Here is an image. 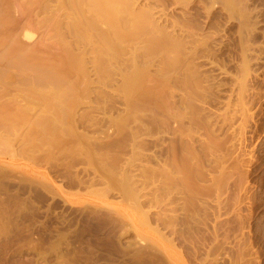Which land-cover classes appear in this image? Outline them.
Segmentation results:
<instances>
[{
  "label": "bare ground",
  "instance_id": "obj_1",
  "mask_svg": "<svg viewBox=\"0 0 264 264\" xmlns=\"http://www.w3.org/2000/svg\"><path fill=\"white\" fill-rule=\"evenodd\" d=\"M11 1L0 0V82H4V84L7 83V85L10 83V86L12 84L15 86L14 83L17 82L15 87H17L18 84V86L21 85L22 88L18 96L11 94L10 97L9 93L11 91L9 93L6 92V88L9 86L6 85V91L3 90L5 91L4 93L2 89L5 85H0V126H3L2 130L4 129V125L10 130L11 126H19V124L16 123L35 117V122L29 126L31 128L28 129L29 132L27 131L26 135L29 133L30 136V133L33 134V132H36L46 137H41L43 139L40 143V139H38V142L36 141L37 143L34 142L36 140L34 139V143L30 144L32 152L37 150L39 153H43L44 156L42 157L44 160L41 161H47L46 158L51 160L52 163H50V161L49 163H47L48 161L45 163L52 172L59 173L58 171H60L61 174H59V177L66 180L64 183L66 186L63 185L65 188L68 187L69 189L73 188L80 191L81 189L89 190L91 187L97 185L101 187L102 185L104 188L102 189L101 187L100 189L101 196L108 195L110 192L112 195V192H116V194L121 195V197L132 198L135 191L133 187H137L136 184L139 182L137 178L144 177L146 180L148 169L153 173L158 172L159 175L163 174L165 177L173 176V174L179 175L175 177V180H177L179 184L184 183V186H187L189 183L185 185V182H188L186 180L190 178L191 171L189 167L186 168L185 165L187 164L185 163L187 161L190 162L193 157V151L189 149L188 152V144L192 139L190 138L191 135L199 134V131H203L204 134H213L216 130L214 129L215 126L209 121V115L205 113V111H207L205 110L206 108H203L204 104H209L208 101L213 99L211 97H213L212 88L214 87L209 83L211 81V76L206 75L207 69H219L225 73L226 69L224 67L231 65L227 64V66L224 63L227 60H223L224 62L217 61L219 58L218 56L222 57L226 47L230 45L225 43L226 46L222 41L216 43V39L218 36H223H220L222 31L225 33H232V29L234 28L233 25L236 24L237 28L235 27V33H237L238 38L237 48H239L240 59H242L244 65L247 66V63L250 62V60H247V57H249L247 52L249 48H251L250 45L252 43H250L247 49L249 43L246 42L251 40L249 42L253 41V43H255V27L258 26L260 21H264L261 20L260 17L258 22L255 13H253V11L255 12L254 3H256V0L34 1L29 5L35 6L38 11L46 13V21L53 20V22L49 24L50 22H45L44 18V21L39 19L40 24H37L40 26L38 27L39 30L43 27L41 25L43 23H46L44 26L49 24V26H46L49 28L45 33L46 27L45 29L43 27L44 31L38 42L32 35H29L27 32L28 30L25 31L27 28H24V25H26L24 23L31 21L30 17L32 13H35L33 15L39 16V14H36L37 11L35 12L36 9H34L32 13H29L32 8L28 6V0H22L23 3L21 0H14V2L16 1L15 3ZM263 1L261 0L256 3L258 5V7L256 6L257 9H260V7L262 9L263 6H260L261 4L259 2ZM10 2L12 4L14 3V6H11ZM17 2H21V5H17L22 10H19V7L15 8ZM24 3L27 5V8L23 6ZM21 6H23V8ZM26 10L29 11L28 13L30 16H28L29 19L24 21L27 16ZM258 11L256 10V14L259 13ZM253 16L255 17V21L253 20ZM262 18H264V16ZM232 22H234L233 25ZM25 27H28V25ZM43 29L41 28V30ZM256 31L258 30L256 29ZM228 35H230V33H228ZM232 36L233 34H231V38ZM234 36L236 35L234 34ZM51 38L54 39V42ZM42 40H45V42L48 40L54 43L55 46H51L54 48L51 49V47H48L51 43L47 45L43 44ZM228 42H230V40H228ZM40 43L44 46H41ZM233 43L234 42L231 44ZM233 45L234 47L236 46L235 43ZM227 48L229 49V47ZM237 48L233 51L238 50ZM231 51L232 48L230 47V52ZM224 55L228 58L230 57L228 54ZM225 56L223 58H225ZM220 59L221 58H219V60ZM231 61L232 60H230V63ZM227 62L229 63V60ZM246 66H243L244 68L242 67L241 71L244 70ZM247 70H244L245 74ZM210 72L212 73V71H209V73ZM14 86L13 88L15 89ZM5 94H9L8 98L10 97V99H4ZM84 98L87 99V101L90 99L88 101L89 103L86 100L84 102ZM30 102H35L36 105L31 106ZM39 104H43V107ZM115 105L122 106L123 108L116 113L119 108ZM80 107H85L84 109H86L88 113L81 111ZM87 107L91 109L95 107L92 110L99 115L102 114L103 116H107L106 114L108 113L107 120H104L103 116L98 119H100L101 122H103V120L104 122H108L111 128L113 127L111 134L104 135V137H100L101 135L93 136V134L88 136V134L82 133V131H80L81 133L76 131L81 124L80 121L87 117L89 120L91 117L90 113H93L87 111ZM114 112L117 114L115 117H113ZM91 118L95 119L93 117ZM93 121H89L90 123L88 126L91 127V122ZM86 122L88 121L86 120ZM94 123L96 125L98 124V128L99 125L101 126L98 122ZM27 125L28 122L25 126ZM109 125L108 128H110ZM18 126L15 127L16 130L19 129ZM25 126L22 125L21 128ZM86 128L88 127L86 126ZM26 130L25 128V131ZM151 131H153L154 135L157 134L158 136L156 135L153 137V141L151 142H144L145 139H141L143 135L140 136L139 133H151ZM87 132L89 131L87 130ZM100 133L103 134V132ZM1 134L3 135V133ZM137 134L140 136H138L140 139H138ZM159 134H171L167 144L165 143L166 141L164 142L165 138L163 136L160 137ZM189 134H191L190 137ZM73 136H76L75 138L79 140L76 142L81 144V147L72 148V143H68V145L70 144V149L65 145L68 149L64 148V150L60 149V151H56L54 153L55 156H53L51 152L48 153L47 148H60V145H63L64 142H67V140L73 138ZM3 139L7 140L6 135ZM20 140L22 139L20 138ZM40 144L42 146L46 145L43 148L45 150L47 149V152L44 153L43 149L39 148V146H41ZM164 144L165 146H163ZM21 146H19V148ZM25 146H27L26 143ZM127 147L129 151H127ZM151 148H153V152L150 154L148 152L147 154L146 151H150ZM38 149H40L41 152ZM8 150H10V148ZM20 150L23 149L20 148ZM20 153H22V151ZM126 153L130 156L128 157ZM125 155H127V157H125ZM38 158L39 155H36L35 160ZM137 161H141L140 164H143V162L148 163L147 165L145 164V166L143 164L144 171L146 168L147 169L145 173L143 171L142 176L139 174L140 172L137 174L139 170L136 169L138 164L136 166L135 162L137 163ZM2 162H0V191L3 193L2 195H4V198L0 200V225L2 224L1 222L4 224H2L3 226L1 225L3 228L0 227V229H3H1V233L3 232L5 234V239L3 240H6L5 242L7 243L10 240V238L8 239V233L13 231L12 229L16 227L15 225L22 224L24 219L26 223L28 221L26 228L24 227L23 230L30 234V236L34 233H37L39 236L38 239L35 237V242L32 239L27 242V245H29L27 246L28 255L31 253L33 256H30L34 257L31 258V264H51V261H53V264H60L58 259L61 260L63 257L73 259L78 251L75 246L76 244L80 252L86 257L87 263H92L93 260L97 262L98 259H95V257H97L95 254H97L96 251L100 249H96V253H94V249L99 244L97 240H100L99 235H101V232L99 230L91 232L90 230V235L86 233L87 236H83L79 233L81 230L78 231V234L76 229V227L78 228V223L82 221L84 217H87L85 224L91 225L92 218L94 217H91V215L93 214L96 215L97 218L100 217V219L101 216H104L101 214H106L105 216L109 219L107 225L110 224V226H107L106 232L103 227L105 225L106 228V223L102 225L99 222V225L101 224L103 228L101 229L104 231V233H102L103 235H101L102 237H100L104 239V241L102 240L103 242L107 241L108 244L110 243L109 246L112 249L107 250L108 259L112 261V258H116L117 255L120 257L122 256L123 259L126 253H130L129 251L133 249L132 245L129 244H123L125 247L122 246V238L127 233L125 228H123L124 225H120L119 220L121 219L116 218V216L119 215L115 208L117 205H115V209H113V206L111 207L108 202L109 205L106 203V205H104L101 201L96 200L103 204L100 205L94 202L90 203L88 200V202H86L87 207H83L86 206L83 202H75L67 198V194L63 192L61 185L57 187V185L55 186L53 183L54 181L52 179L53 182L50 180L47 175L48 172L45 173L43 170L42 173L40 171L42 173L40 179L41 181L43 180V182H40V180L35 182L32 179L28 180L26 174L24 175L22 170H16L18 168L12 169V167L9 169L5 167ZM10 163L11 162L8 163L9 166ZM151 163L157 167L153 168V166L150 165ZM78 164H82L83 167L80 169H73L75 168L74 166ZM143 166L140 165V167ZM166 166H168V168ZM139 171L142 172V170ZM8 174L11 177L20 178V180L14 179L18 181L16 187L14 183L7 182L9 181ZM143 174L147 176H143ZM144 178L140 181L144 182ZM35 180L38 179L35 178ZM187 188V190L185 189L186 192L189 191V187ZM12 189L14 190L10 191ZM184 189L182 190L184 191ZM9 191L11 193H9ZM97 191L92 192L96 193ZM154 200L156 199L154 198ZM34 202H36L37 205H35ZM62 203L73 208L74 206H81V209H78L80 213L67 214L73 215L71 218L67 219L65 215H63L65 209ZM44 206V211L41 212L40 210H42L41 208ZM55 209L61 210L60 216H58L57 213L55 215L53 214V210ZM52 214L55 217L53 219L51 217ZM113 215L116 216L113 217ZM41 216L44 217V221H37ZM106 217L102 219H106ZM163 218L164 217H162L160 221L158 217L160 222L169 223L168 220L170 219L165 221L164 219L166 218ZM40 219L41 218H39V220ZM93 219H96V217ZM104 222L107 221L105 220ZM53 224L56 225L53 226ZM72 226L73 228L71 229ZM4 228H6L7 231H5ZM15 231L14 229L13 232ZM18 232L19 231L16 233ZM173 234L175 233L173 232ZM20 235L21 233L19 237ZM3 236L4 235H2V237ZM15 240L16 239H14V242H17ZM102 241L100 240V242ZM101 244L104 245V243H100V245ZM17 245L18 250H16L17 253L19 252L17 256L20 257L19 255L22 254V251H19L20 244L18 242ZM7 246L9 247L8 243ZM20 246L23 248L22 246H24V244ZM8 247H6V249L4 248V256L8 257V260L12 255L17 257L15 254L16 252L12 250L6 252L9 250L7 249ZM103 247L98 246V248ZM110 247L107 246V248ZM139 247L138 250L141 249L142 246ZM147 248L145 247L146 250H148ZM159 248H153V251L151 249L152 253L158 252V254H160ZM134 249L137 252L136 247ZM143 249L141 250L142 252ZM100 251L103 253L104 249ZM139 251L138 253L141 252ZM9 252L14 253L10 255ZM131 252V254H134L133 251ZM136 252L134 255L137 256L138 253L136 254ZM152 253L146 254V256L148 257ZM101 254L98 253V256ZM140 255L142 256L141 253ZM140 255L138 254V256ZM144 255L145 253H143L142 258ZM157 255L155 254V256ZM163 255L161 257H163ZM118 256L116 260L120 258ZM153 256L154 254L150 257ZM157 258H152L153 264H155V262L162 264V258L160 259L159 257L162 263L157 261ZM167 258L168 257H165V259ZM6 259L7 258H5V260ZM106 259L104 258V260H102L106 261ZM29 261L31 260L29 259ZM129 261L134 263L131 259ZM107 262H109V260ZM113 262L115 261H112V263ZM120 262H122V260ZM120 262H118V264L125 263V261L122 263ZM150 262H152V260ZM75 263L79 264L80 262L74 261V264ZM115 263L117 264V262ZM8 264L11 263L8 261ZM92 264H94V261ZM98 264L100 263L98 262ZM145 264L148 263L145 261Z\"/></svg>",
  "mask_w": 264,
  "mask_h": 264
},
{
  "label": "rangeland",
  "instance_id": "obj_2",
  "mask_svg": "<svg viewBox=\"0 0 264 264\" xmlns=\"http://www.w3.org/2000/svg\"><path fill=\"white\" fill-rule=\"evenodd\" d=\"M9 1H11V0H9ZM16 1H19V0H16ZM34 1H40V0H28L27 1L28 6H30L29 4H31V2H34ZM258 1H261V0H258ZM258 1L256 0L255 2L257 3ZM11 2H14V0ZM263 2H259V3L261 4L260 6L264 7ZM20 3L17 2L16 5L20 4ZM22 3H23V1H22ZM256 3H254L255 12L253 11V13H255L256 20L258 19V22H259L260 19L264 20V18H262L264 16L263 15L264 14L263 13L264 8L262 7V9H261V7H260V9L259 8L257 9L258 5ZM13 4L11 3V6ZM16 5H15V8L19 7L18 5L17 6ZM23 6H26V8H27V5L25 3ZM23 6H21V7L23 8ZM30 7L32 8V9L29 8V9H31V12H29L30 11L29 9H28L29 11L26 10L27 11V16H26L27 18L25 17L24 21H26V19H29L28 18V16H30L29 13H32L34 9H36L35 12L37 11L36 14H39V16L33 15L35 13H32V15L30 17L31 21H27V23L29 22L28 24L25 22L24 24H26V25H24V28H27V29H25V31L28 30L27 32L29 33V35H32L38 42L41 39V35H42L45 27L49 26V24H51L53 22V20L52 21H49V20L46 21V18H45L46 13L38 11L37 8H35V6H30ZM20 9L21 8L19 7V10ZM256 10L257 11L259 10L258 11L259 13L261 10L262 14L261 13L260 14L262 16L259 13H258L259 15L256 14L257 13ZM33 16H36V17H33ZM257 16H258V18H257ZM255 17L253 16V20ZM43 18L45 19V22H50V23L48 25L44 26V24H46V23H43V21H44ZM39 19L43 20L42 21L43 24H41L44 27V29H43V27H41L43 30H41V28L39 30V28H38V27H40L37 25L38 23L40 24ZM233 23L234 22H232V25H233ZM27 25H28V27H25ZM255 25H256V23H255ZM255 25H254V27H255ZM233 26H234V28H233L234 32L232 29V33L228 32V33H230V35H228L227 32H226L227 33L226 34L224 31H222L221 32L222 34L220 35V33H219V35L220 36L223 35V36L222 37L218 36L216 39V43H220V41H222V43H224V44L226 43L227 45H230V46H227L225 44L227 47H229V49L226 47V50L223 53V56L222 57L218 56L221 59L220 60H219V58L217 59V61H219V62H221L223 60L224 61L229 60V63L227 61L226 62L223 61V62L226 65L231 64V65H229L230 67L228 65H227L228 67H224L226 69L225 73H223L219 69L210 70L211 68L207 69L208 73L206 72V75L211 76V81L209 83L211 85H213L212 87H214V88H212V91H213L212 96L213 97H211L213 99L208 101L209 104L208 103H206L207 105L204 104L203 108L204 109L206 108L205 110H207V111H205V113L207 115H209V118H210L209 121L212 123V125L215 126L214 129H216V130H215V133H213V134H204L203 131H201V132L199 131V134H196V135L189 134V137L191 135L190 138H192V139L190 140L191 142L189 141L190 143L189 142L188 143L192 146H190L188 144V152H189V149L191 151H193L192 155L195 158L194 159L192 157V159H191L192 161L190 160V162L187 161L189 163H187V162L185 163V164H187V165H185L186 168L189 167L190 171H191L190 178L188 180H186L188 182H185V185H187L189 183L188 184L189 186L188 185L184 186V183L179 184V182L177 180H175V177L177 176L176 174H173V176H170V177H165V175L163 176V174L159 175L158 172L153 173L152 171H150L148 169L150 171L149 172L147 170L148 173L146 172L148 176L146 174H143V176L144 175L147 176L146 177L148 179V180L146 179L147 181L145 180L144 177L137 176V177H140V178H137L140 183L138 182V184H136L137 187H133V189L136 192L133 190L134 195L132 196V198L131 197H129V198L128 197H121V195L116 194V192H112L113 193L112 195L110 192L108 195H104V196L102 195L101 196L100 189H101V187H102V189L104 188L102 185H101V187H100V185L91 187V188H89V190L87 189L88 191L85 189H83V190L81 189L82 191L81 190L79 191L78 189H73V188L69 189L68 187L65 188L66 185L64 183L66 182V180L59 177V174H61L60 171H58L59 173H57V172H52V170L48 169L45 162L48 161L47 163H49V161H50V163H52L51 160L46 158L47 161H41V160H44V158L42 157V156H44L43 153H39L37 150H34L32 152V148H31L30 144H32L34 142L37 143L38 139H40V141H39V143H40L41 140L46 137V136L44 137L41 133H40L41 135H39L36 132H33V134L30 133V136H29V133L26 135V132L28 131V129L31 128L29 126H31L35 122V120H34L35 117L34 118L31 117V119L28 118L29 120L25 119L24 121L16 123V124H19V126L18 125L17 126L20 129L22 127V125L25 126L28 122V125H27L28 127L25 126V127L21 128L20 130L15 129V127H17L16 125H15V127L11 126L10 130H8L9 128H6L7 126L5 127V125H4V129L2 130L3 126L2 127L0 126V137H2V138H0L1 139L0 140V144H1L0 145V162L4 161V162H2L3 165L9 169H11V167H12V169L18 168L16 170H22V172H24L23 174L24 175L26 174L28 180L32 179L35 182H38L39 180H40V182H43V180L41 181V179H40L41 178L40 175L43 173V170L45 173L48 172L47 175L50 178V180L52 179L54 181L53 182L51 180L55 184V186L57 185V187H58V185L59 186L61 185L63 192L65 194H67L66 197L70 198L71 200H73L75 202L76 201L83 202L84 205H86L83 207H87L86 202H88V200H89L90 203L94 202V203H97L100 205H103V204L109 205L110 204L111 207L113 206L112 207L113 209L116 208L117 213L121 216H119L117 214L118 216L113 215V217L116 216V218L121 219V220H119L120 225H124L123 228H125L126 233H127L122 238V246H124L123 244L132 245L133 249H131V251H133V252L135 251L134 248L136 247V249H137V252L135 251L136 254L138 253L139 250L141 251L144 248L143 252L142 251L141 252L139 251V252L142 254V256H143V253H145L144 257L142 258L140 253H138L140 256H138V254H137V256H138L137 257L136 255H134L135 252H134V254H131L132 252L129 251L130 253H126V255H125V258H127V259H125L123 257L125 263H122V262H124L122 259V256L120 257L117 255L118 257H120V258H118L119 260L118 259L116 260L117 256H116V258L110 257L113 259L112 261L117 262V264L121 260H122V262H120V263H122V264H136V263L139 264L141 261L143 262V264H145V261L148 264H153V259H152L153 257H156V258L158 257L156 260L159 262H160L159 257H160V259L162 258L163 261L162 260L161 261L163 263L160 262L162 264H264V33H263L264 32V21H262V22L260 21V23H258V26L255 27L254 33L256 34V37H255V40L253 39L255 41V43H253V41L249 42L251 40L246 42V43H249L247 45V49H248L250 43H252L250 45L251 48H249V50L247 52L249 55V57H247L248 58L247 60L248 61L250 60V62L247 63V66L244 65V63L242 62V59H240L239 48H237L238 47L237 46L238 45V38H237V33H235L236 32L235 27L237 28V26H236V24H234ZM48 28L46 27V30L44 31L45 33H46ZM256 29L258 31H256ZM223 32L225 35L223 34ZM256 32H258V33H256ZM231 34H233L232 38H231ZM234 34L236 36H234ZM226 36L228 38L230 36L232 41L230 38L228 39ZM52 40L54 42V39H52ZM228 40H230L231 43L234 42L236 46L234 47V45H233L234 43L231 44L230 42H228ZM236 40H237V43H236ZM49 41H50V39H49ZM49 41L47 40L45 42V40L44 41L42 40V43L45 45L51 43L48 47L55 46L54 43L49 42ZM224 41H226V42H224ZM42 43H40L41 46L43 45ZM52 44H54V45H52ZM230 47L232 48L231 52H230ZM53 48L54 47H51V49H53ZM235 48H237L238 50L233 51V50H235ZM249 51H250V53H249ZM251 52H252V54H251ZM224 54H226V55L228 54V56L230 55L229 58H231V59H229ZM238 54H239V56H238ZM224 56H225V58H223ZM232 56H233V58H232ZM233 59H234V61H233ZM230 60H232L231 63H230ZM242 65L246 66L244 70L248 69L247 70L248 72L246 71V74H245L244 70L241 71V69L243 67ZM214 68H217V67H214ZM209 71H212V73L211 72L209 73ZM16 83L17 82L14 83L15 86H16ZM2 84H4V82L1 83L0 85L2 86ZM4 85H5V87L2 89V92L5 93V91L7 90L6 92L9 93L11 91L9 93L10 97H11V94L18 96L19 91L22 88V86L21 85L18 86V84H17V87H15L12 84L15 87V89L13 88L12 85L10 86V83H9V85H7V83ZM6 85L9 86V87H7L8 89L6 88ZM5 88H6V90H5ZM0 89H1V87H0ZM3 90H5V91H3ZM17 91H18V93H17ZM9 94H5L4 99H10V97L8 98ZM85 100L87 101V99L84 98V102H85ZM30 104H31V106L36 105L35 102H33V103L30 102ZM39 105H41V104H39ZM41 106L43 107V104ZM115 106H117L119 108L118 111H116V113L121 111V109L123 108L122 106H118V105H115ZM85 107H86V105H85ZM85 107H80L81 111L86 112V109H84ZM89 107H87V108L91 109ZM93 108H95V107H93ZM88 109H87V111L93 112V113H90L91 114L90 116L95 118V119H92L91 117L89 118V120H88V117L83 119L82 121H80L81 124L79 125V127L77 128L76 131H79V132L82 131V133H86V134H88V136L90 134L91 135L93 134V136L101 135L100 137H102V136L104 137V135L111 134L113 127L111 128V126L108 124V122H104V120H107L108 113L106 114L107 116H103L102 114H100V115L97 114L92 109L91 110H88ZM86 113H88V112H86ZM116 113L114 112L113 117H115V115H117ZM102 116L104 119L103 122H101L100 119H98V118H102ZM86 120L88 122H86ZM93 120H95V121H93ZM89 121H93V122H91L92 123L91 127L88 126L90 123ZM94 122H96V123L98 122L99 124H101V126L99 125V128H98L97 127L98 124L96 125ZM22 123H24V124H22ZM82 124L85 127H83ZM108 125L110 128H108ZM86 126L88 128H86ZM12 128H14V129H12ZM25 128L27 129L26 131H25ZM93 128H95V129H93ZM4 130L6 133L4 132ZM87 130L89 132H87ZM92 131H93V133H92ZM100 132H103V134ZM1 133H3V135ZM34 133H35V135H34ZM143 133H145V132H140L139 135L140 136L143 135L141 139L142 140L145 139L144 142H146V143L153 141V137H155L157 135V134L154 135L153 131H151V133H147V132L145 134H143ZM77 134H78V132H77ZM5 135H6L7 140L3 139L5 137ZM22 135L23 136L25 135V136L23 137ZM139 135L137 134V137ZM170 135L171 134H169V135L168 134H165V135L159 134L160 137L163 136L165 138L164 142L166 141L165 142L166 144L168 143L167 141H168V138H170ZM7 136H8V138H7ZM41 137H43V138H41ZM75 137L73 136V138L68 139L67 142H64L66 144L63 143V145L59 146L60 148L57 147V149H59V150H57L56 148L51 149V148L46 147L48 149V153L51 152L52 155L55 156L54 153L56 151H60V149L64 150V148H66V147H69V149H70V144L68 145V143H72L71 144L72 148H77L78 146L81 147V144H78L76 142L79 140ZM139 137H138V139H140ZM9 138H10V140H9ZM20 138L22 140H20ZM15 139H17V140H15ZM24 139H26V140H24ZM34 139H36V140L34 141ZM2 140H4V141H2ZM21 141H22V143H21ZM192 141H194V142H192ZM25 143L27 146H25ZM74 143L76 144V147H75ZM81 143H83V142H81ZM65 145H66V147H65ZM72 145H74V146H72ZM19 146H21L20 148H22L24 151L20 150ZM24 146H25V148H24ZM45 146L46 145L39 146L40 149H43L44 153L47 152V149L45 150L43 148ZM163 146H165V144ZM9 148H10V150H8ZM29 148H31V149H29ZM40 149H38V150H40ZM66 149H68V148H66ZM28 150H31V151H28ZM21 151H22V153H20ZM127 151H129V148L127 149ZM35 152H37V153H35ZM40 152H41V150H40ZM148 152H149V154L151 152H153V148H151L150 151H146L147 154H148ZM34 154H35V156H34ZM194 154H195V156H194ZM31 155H32V157H31ZM36 155H39V158L37 160H35ZM127 155H128V157L130 156L129 154H127ZM127 155H125V157H127ZM215 158H217V159H215ZM199 161H201V162H199ZM9 162H11L10 166L8 164ZM140 162L141 161H137V163L135 162V164H136V166L138 164V166L136 168L137 170L138 169L142 170V172L138 170L137 174L140 172L139 174L142 176V173L144 171L143 168H144L145 164L147 165L148 163L143 162V164H144V166H143V164L142 163L140 164ZM45 165H46V167H45ZM140 165H142L143 167H140ZM150 165L153 166V168L157 167L156 165H153V163H151ZM194 166H196V167H194ZM74 167L75 168H73V169H76V168L80 169L83 166H82V164H78ZM166 167L168 168V166H166ZM149 168H151V167H149ZM146 169H145V171H146ZM191 169L193 170V172ZM33 171H35L36 173ZM145 171H144V173H145ZM156 171H158V170H156ZM151 172H152V174L150 175ZM37 173L38 174L40 173V174L38 175ZM199 174H200V176H199ZM34 177L37 178L38 180H35ZM8 178H9V181H7V182L8 183H14L15 187L18 184L17 180L18 179L20 180L19 177H11L9 174H8ZM142 178H144V180H145L144 182L140 181V180H143ZM14 179H17V180H14ZM146 184H147V186H146ZM63 185H65V186H63ZM191 185H193V186H191ZM180 186H182V187H180ZM185 187L186 188L189 187L188 192L185 191V189H186ZM14 189H16V188H14ZM14 189H12L10 191H13ZM97 189L99 192L97 191ZM182 189H184V191ZM10 191H9V193H11ZM92 191L93 192L97 191V192L93 193ZM0 193H1V191H0ZM2 194L3 193L0 194V200L2 198H4V195H2ZM65 194H64V196H65ZM115 195H117V196H115ZM26 196H28V195H26ZM26 196H24V197H26ZM140 197H141V199H140ZM154 198L158 201V203L156 200H154ZM96 200L101 201V203H103V204H101L100 202H97ZM34 203H35V205H37L36 202H34ZM62 204L64 206L63 208L65 209V212L63 213V215H65V217L67 219H69L73 216V215H67V214H70V213H77L78 214V213H80L78 211V209H81L80 208L81 206L80 207L74 206V208H73V207H69L68 205H66L64 203H62ZM115 205H117L118 207ZM114 206H115V208H114ZM44 208H45V206L42 207L41 208L42 210H40V211L41 212L44 211ZM53 211H54L53 212L54 215L56 213L58 214V216L61 215V210L55 209ZM52 215H51L52 219L55 218L54 215L53 216ZM101 215H104L103 216L104 218L106 217L105 216L106 214H101ZM56 217H57V215H56ZM91 217H93V218L96 217L97 221H96V219L92 218L91 225H86L85 220H87V217H84V219L78 223V225H77L78 228L76 227L77 233H78V231L81 230L79 232L80 235L87 236L86 233H88V235L91 234V233H89L90 230H91V232L99 230L101 232V235H103L102 234V233H104V231L102 230L103 229L102 225H104L103 223H106V228H105V225L103 226L105 232L107 230V226H110V224L107 225L109 223L108 217H106V219H102L103 217L101 216V219H100V217L97 218V216L94 214L91 215ZM158 217H159L160 221H161L162 217L166 218V219L163 218L165 221L170 219V220H168L169 223L168 222L167 223L166 222L165 223L160 222ZM39 218H41V219L39 220ZM39 218L37 221H39V222H41L42 220L44 221L43 216H41ZM103 220L104 221L106 220L107 222H104ZM99 222L102 225L101 224L99 225ZM122 222H123V224H122ZM170 222H171V224H170ZM1 223L4 224L3 222H1ZM27 224H28V221L26 223L25 219H24L22 224L15 225L16 226V227H14V229L16 230L15 232H13L14 229H12L13 231H11V232L8 231L10 233V234L8 233V239L10 238V240H9L10 242L9 241L7 242L9 247L7 246V243L5 242L6 240H3V239H5V234L3 232L1 233V231L3 230L2 229L3 225L2 226L0 225V227H2L1 228L2 230L0 229V233H1L0 234V238H1L0 239V264H8V261L11 264H28L29 262H30L29 264L32 263L31 258H34V257H32L33 255L31 253L28 255L27 246H29V245H27V242L30 239H32L35 242L36 239L39 238V236L37 235V233H34L31 236H30V234L26 233V231H24L23 229H24V227L26 228ZM97 224H98V226H97ZM55 225L53 224V226H55ZM92 225H94V226H92ZM73 226H74V224H73ZM73 226L71 227V229L73 228ZM95 226H97V227H95ZM6 227H7V225H6ZM4 230L7 231L6 228H4ZM17 231H19V232L16 233ZM84 232H85V234H84ZM173 232L175 234H173ZM20 233H21V235L19 237ZM15 234H16L17 238L15 237ZM2 235H4V236L2 237ZM101 235H99V238L101 241L102 240L104 241V239L101 238L102 237ZM35 237H36V239H35ZM12 238L16 239L15 241H17L20 245L24 244V246H22L23 248H21V246L19 245V251H22V254H23V255L22 254L19 255L20 257L17 256V254L19 253V252L17 253V250H18L17 249L18 248L17 242H14V239H12ZM100 240H97V242L99 244L94 249V253L97 252V254H95V256H97V257H95V259H98L97 262H95L96 260H93L94 264L95 263L98 264V262L100 264H108L110 262L109 264H111L112 261L110 259H108L109 257L107 256V250L108 249L112 250L111 247L109 246L110 243L108 244L107 241L100 242ZM25 242H26V245H25ZM21 243H23V244H21ZM100 243H104L105 246L103 244L100 245ZM153 243L156 245H154ZM4 245L6 247H8L7 249H9L6 252L12 250V251L16 252L15 254L17 257H15V255H12L11 258L9 257L10 259L8 260V257L4 256V254H5L4 251L6 249V247ZM75 246L77 247V250H78L76 253L77 255H75L73 257V259H75V260L70 259L69 257H67V258L63 257V259H61L62 261L60 259H58L60 264L61 263H63V264H74V261L75 262L77 261L80 263L82 262L81 264L87 263L86 257L84 256L83 253L80 252V250L78 249V245L76 244ZM98 246L99 247L104 246V247L98 248ZM107 246L110 248H107ZM139 246H142V247H141V249L138 250ZM145 247L146 248L148 247L147 248L148 250H146ZM153 248H159L160 254H158V252L152 253ZM164 248H166V249H164ZM20 249H23V250H20ZM96 249H100V250L102 249V251L104 249V251L102 253L100 250L96 251ZM151 249H152V251H151ZM113 250H114V248H113ZM145 250H146V252H145ZM98 251H100L102 254ZM14 252H12V253H14ZM12 253L9 252L10 255ZM98 253L101 255L98 256ZM149 253H152V254H150L147 257L146 254L148 255ZM161 253H162V255L164 253L165 256L163 255V257H161L162 256ZM153 254H154V256L150 257ZM155 254L156 255L158 254V255L155 256ZM30 255H32V256H30ZM128 255H129V257L130 256L132 257V258L130 257V259L134 263L129 261L130 259H129ZM106 257H107V259H106ZM136 257H137V259L135 260ZM165 257H168V258L165 259ZM5 258H7V259L5 260ZM83 258H84V260H83ZM104 258L106 259V261H103ZM114 258H115V260H114ZM29 259L31 261H29ZM149 259H150V261L152 260V262H150ZM164 259H165V261H164ZM170 259L172 262L170 261ZM108 260H109V262H107ZM127 260H128V262H127ZM137 260H138V262H137ZM156 260H154V261H156ZM5 261H7V262H5ZM93 261H92V263H93ZM115 262H113L112 264H114ZM142 262L140 264H142ZM90 263L91 262H89L87 264H90ZM156 263L157 262H155V264ZM51 264H53V261H51ZM157 264H159V263H157Z\"/></svg>",
  "mask_w": 264,
  "mask_h": 264
}]
</instances>
